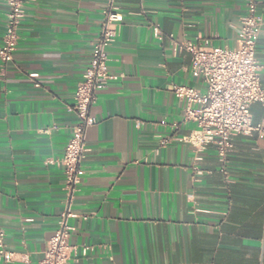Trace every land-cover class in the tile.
I'll list each match as a JSON object with an SVG mask.
<instances>
[{"label": "crops", "instance_id": "1", "mask_svg": "<svg viewBox=\"0 0 264 264\" xmlns=\"http://www.w3.org/2000/svg\"><path fill=\"white\" fill-rule=\"evenodd\" d=\"M258 1L264 88V0ZM23 2L13 60L4 69L0 63V240L13 253L10 262L0 256V264H37L58 228L66 203L58 160L76 123L70 109L105 5ZM244 4L116 0L121 22L107 50L116 79L90 108L96 122L86 133L88 153L70 201L75 254L67 264H264V105H251L259 130L235 137L221 172L213 146L197 152L179 141L195 124L183 122L185 103L171 90L204 91L178 45L208 40L234 48ZM6 13L0 0V45Z\"/></svg>", "mask_w": 264, "mask_h": 264}, {"label": "built area", "instance_id": "2", "mask_svg": "<svg viewBox=\"0 0 264 264\" xmlns=\"http://www.w3.org/2000/svg\"><path fill=\"white\" fill-rule=\"evenodd\" d=\"M102 22L98 36L91 43L89 65L77 84L70 111L76 118L69 141L58 160L64 176L63 190L66 203L58 220V228L45 247L43 258L37 264H67L75 249L68 243L71 228L67 221L73 217L70 201L78 189L81 165L86 159L88 148L85 137L87 130L95 124L90 108L97 94L116 79L109 71L107 50L114 42L121 14L116 0H104ZM4 34L0 45L2 69L13 60L18 43V27L24 16L23 0H5ZM258 0H245L244 15L237 25L236 46L232 49L214 47L208 40L196 44L185 42L178 45L190 55V72L201 79L203 92L184 85H174L171 90L184 101L183 122H192L195 129L179 139L197 152L213 146L217 161L224 172L226 159L234 148L237 136H249L258 131L251 123L250 107L258 103L264 105V88L260 84L261 66L256 58V42L263 18L258 10ZM154 35H159L157 28ZM31 79L37 74H29ZM36 87L37 83L34 84ZM197 105V108H193ZM177 129V124L172 125ZM165 140L160 141L164 146ZM0 256L10 262L13 253L3 249L0 240Z\"/></svg>", "mask_w": 264, "mask_h": 264}]
</instances>
